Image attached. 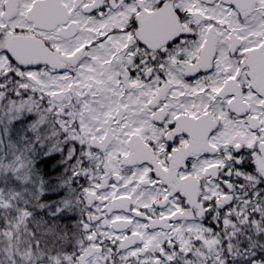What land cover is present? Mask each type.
<instances>
[{
  "label": "snow or ice",
  "instance_id": "obj_1",
  "mask_svg": "<svg viewBox=\"0 0 264 264\" xmlns=\"http://www.w3.org/2000/svg\"><path fill=\"white\" fill-rule=\"evenodd\" d=\"M0 264H264V0H0Z\"/></svg>",
  "mask_w": 264,
  "mask_h": 264
}]
</instances>
